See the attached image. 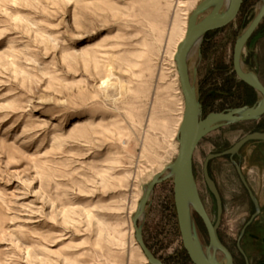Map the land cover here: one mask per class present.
<instances>
[{"label": "rangeland", "instance_id": "1", "mask_svg": "<svg viewBox=\"0 0 264 264\" xmlns=\"http://www.w3.org/2000/svg\"><path fill=\"white\" fill-rule=\"evenodd\" d=\"M200 1L0 0V264H150L133 216L148 183L179 152L185 103L173 53ZM262 3L244 0L237 17L209 30L190 57L204 116L261 99L236 75L233 52ZM242 63L264 84V18ZM262 129L264 115L199 142L195 182L213 222L206 157ZM209 172L223 200L219 236L235 264H246L238 242L253 202L229 155L212 159ZM192 213L208 245L202 219ZM139 224L164 264H193L169 171ZM252 233L249 225L240 241L248 259L256 249Z\"/></svg>", "mask_w": 264, "mask_h": 264}, {"label": "water", "instance_id": "2", "mask_svg": "<svg viewBox=\"0 0 264 264\" xmlns=\"http://www.w3.org/2000/svg\"><path fill=\"white\" fill-rule=\"evenodd\" d=\"M225 0H201L189 17L187 34L179 44L175 60L180 75V84L184 93L185 109L183 120L179 129L178 141L179 152L174 160L164 172L158 173L148 183L145 194L141 200L139 209L135 213L133 220L135 223V236L138 245L150 264H164L157 258L147 246L139 220L144 214L148 200L151 197L154 187L163 179L166 171L173 176L174 180V200L178 217L179 229L184 248L193 264H235L233 253L222 242L218 229L224 211L223 200L216 182L210 175L209 163L212 159L229 155L232 158L239 177L248 191L254 205V212L241 230L238 247L245 257L246 264L249 259L241 247L240 241L246 232L247 227L254 221L260 213L258 198L251 189L249 182L242 171L241 165L234 157L240 154L241 148L249 141H264V131H254L246 134L230 148L209 154L203 164V174L207 186L214 195L217 203V220L213 222L207 212L203 201L197 190L194 174V153L199 142L209 133L217 128L226 126L233 122H242L258 119L264 115V84L260 77L253 71H247L243 67L242 53L248 40L255 33L264 18V0L259 11L249 23L243 33L237 38L233 52V67L238 78L245 84L257 91L261 99L253 106H244L220 112H210L206 116L203 113V105L200 102L196 86L193 82L189 53L197 40L211 29L221 28L232 22L241 9L244 0H230L229 6L221 9ZM203 13L204 17L200 18ZM201 43V42H200ZM193 210L202 219L207 230L209 244L203 245L196 224L193 219ZM222 253L219 259L217 254Z\"/></svg>", "mask_w": 264, "mask_h": 264}, {"label": "crops", "instance_id": "3", "mask_svg": "<svg viewBox=\"0 0 264 264\" xmlns=\"http://www.w3.org/2000/svg\"><path fill=\"white\" fill-rule=\"evenodd\" d=\"M237 162L246 173L261 208L259 215L250 224L256 249L253 247L249 250V264H264V141L247 142L241 148Z\"/></svg>", "mask_w": 264, "mask_h": 264}, {"label": "bare ground", "instance_id": "4", "mask_svg": "<svg viewBox=\"0 0 264 264\" xmlns=\"http://www.w3.org/2000/svg\"><path fill=\"white\" fill-rule=\"evenodd\" d=\"M224 5H225V8H227V6H229V4H230V0H225L224 1V3H223ZM196 8V7H195ZM223 9H224V7H223ZM188 23H189V19H188ZM188 25V24H187ZM187 29H188V26H187ZM187 29H186V34H187ZM184 36H186V35H184ZM184 38L185 37H182V39L178 42V44L176 45V49H175V51H174V53H173V57H174V59H175V55H176V53H177V50H178V46H179V44L184 40ZM200 42H201V40L199 39V40H197L196 42H195V44L193 45V47H192V49H191V51H190V53H189V57H192V56H198L199 55V51H200ZM176 61V60H175ZM176 64H177V62H176ZM177 70H178V68H177ZM178 74H179V71H178ZM179 79H180V75H179ZM181 89H182V87H181ZM182 92H183V90H182ZM183 95H184V93H183ZM184 103H185V100H184ZM185 109V108H184ZM184 114V113H183ZM183 120V119H182ZM182 123V122H181ZM79 124H81V121H76L75 123H74V125L75 126H78ZM181 126V125H180ZM180 129V128H179ZM164 172V171H163ZM161 173V172H160ZM166 173V172H165ZM165 175V174H164ZM140 206V205H139ZM138 209H139V207H138ZM137 209V210H138ZM191 210L193 211V206L191 205ZM137 212V211H136ZM135 212V213H136ZM135 215V214H134ZM134 217V216H133ZM133 222H134V220H133ZM134 227H135V223H134ZM146 257V256H145ZM146 260L148 261V259L146 258ZM149 262V261H148Z\"/></svg>", "mask_w": 264, "mask_h": 264}, {"label": "flooded vegetation", "instance_id": "5", "mask_svg": "<svg viewBox=\"0 0 264 264\" xmlns=\"http://www.w3.org/2000/svg\"><path fill=\"white\" fill-rule=\"evenodd\" d=\"M253 89V88H252Z\"/></svg>", "mask_w": 264, "mask_h": 264}]
</instances>
